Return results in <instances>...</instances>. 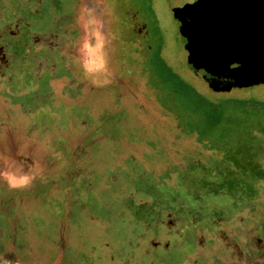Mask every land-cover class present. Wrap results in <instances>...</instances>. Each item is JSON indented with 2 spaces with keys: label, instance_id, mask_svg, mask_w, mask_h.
<instances>
[{
  "label": "rangeland",
  "instance_id": "rangeland-1",
  "mask_svg": "<svg viewBox=\"0 0 264 264\" xmlns=\"http://www.w3.org/2000/svg\"><path fill=\"white\" fill-rule=\"evenodd\" d=\"M175 2L9 0L12 10L0 9L2 22L19 13L13 19L22 32L15 45L5 44L10 78L0 76L1 212L9 214L8 200L23 190L5 175L22 154L42 172L53 165L27 186L44 197L34 215L47 228L81 225L91 238L96 229L84 220V205L103 215L106 229L108 197L138 188L151 200L140 217L173 210L187 223L186 257L174 256L173 264H235L234 250L231 259L220 255L223 234L241 245L243 264H264V84L211 90L212 68L187 64ZM98 39L104 66L90 71L84 43L95 47ZM141 171L152 185L139 179ZM115 172L119 181L106 182ZM65 235L73 257L80 235ZM200 239L203 252L195 248ZM47 264L82 263L65 255Z\"/></svg>",
  "mask_w": 264,
  "mask_h": 264
},
{
  "label": "flooded vegetation",
  "instance_id": "flooded-vegetation-1",
  "mask_svg": "<svg viewBox=\"0 0 264 264\" xmlns=\"http://www.w3.org/2000/svg\"><path fill=\"white\" fill-rule=\"evenodd\" d=\"M7 22L9 24H6ZM7 22H2L0 19L2 28L4 26L8 27L7 33L4 36L7 42L3 41V43L2 28L0 29V76L3 79H6L7 75L10 78V73H7L9 69L7 65L9 63L4 53L6 49L5 44L15 45L17 39L22 36L18 18ZM32 26L34 29L37 27L35 25ZM8 35H11L13 39L9 41ZM185 53L187 59L188 52L185 51ZM187 64L189 67H192V64L188 63V61ZM38 82H40V78ZM129 161L133 167L138 162L137 160L131 161L130 158ZM35 165L36 167L31 159L23 157L22 154L14 155L10 163L9 168L13 166L15 168L18 167V175L20 177L26 176L28 180L26 183L21 184V189L23 188V190L20 195L10 197L11 199L8 200L13 204L12 211L9 214H2L0 212V221L5 219L8 223L11 222L10 224L0 222V264H47L51 260H56L60 256L65 257V255H68L69 261L80 259L82 264H173L174 256L179 255L184 257L185 253L180 249H182L184 241L182 231L187 223L185 221H178L177 218L179 217L176 211L173 210H169L164 217L163 213L159 217L154 216L149 219L140 217L137 213L139 212L138 209L140 208L141 211L145 207L144 205L148 208L151 200L150 197L140 195L138 188L129 191L124 189L120 194L115 195V197H108L105 205L112 215L108 218L109 226L106 229L101 227L103 215H94L92 211L89 212L87 204L84 207L82 206L84 208L82 212L85 216L87 215L84 220L88 223L91 222L90 225L92 224L96 229L91 238H87V233L83 232L81 225L74 226L72 229L71 225L64 223L62 226V223L57 221L54 229H51L52 226L45 227L44 224L38 221V217L34 215V202L42 201L44 197L40 194H36V196L35 194L30 195L27 192V186L30 179L36 177L39 173L47 174V170L51 169L53 165L43 168V172L38 170L37 164ZM144 175L145 173L141 171L138 174L139 179L148 186L152 185L154 180L147 179L143 177ZM118 181L116 172L107 175L106 182L116 183ZM133 197L135 198V202L133 203L136 206L138 205L135 209H133L134 206L131 203H127L129 200H133ZM52 199L54 198L52 197ZM125 201L126 203H124ZM127 211H131L135 217L127 215L129 214ZM160 230H164L166 235L165 233L160 234ZM72 231H76L80 235L78 243L75 244L77 247L71 245L73 257L71 256V252H68L69 246L65 235ZM223 235L226 240L223 246L224 249L221 250L220 255L226 258L228 251L234 250L236 254L234 255L235 264H243L245 261L244 256L240 254L241 245L239 243L233 244L227 238V234ZM160 236H167V238L163 239ZM40 240H43V242L40 243ZM200 241L195 248L203 252L206 249V245L205 242ZM232 245L236 248L232 247ZM178 250L180 253H178ZM227 257L231 259L230 256ZM47 259H49L48 262H46ZM198 261L199 259H194L192 264H198ZM182 263L183 261L176 264Z\"/></svg>",
  "mask_w": 264,
  "mask_h": 264
},
{
  "label": "water",
  "instance_id": "water-1",
  "mask_svg": "<svg viewBox=\"0 0 264 264\" xmlns=\"http://www.w3.org/2000/svg\"><path fill=\"white\" fill-rule=\"evenodd\" d=\"M171 10L188 63L212 68L211 90L264 83V0H176Z\"/></svg>",
  "mask_w": 264,
  "mask_h": 264
},
{
  "label": "clouds",
  "instance_id": "clouds-1",
  "mask_svg": "<svg viewBox=\"0 0 264 264\" xmlns=\"http://www.w3.org/2000/svg\"><path fill=\"white\" fill-rule=\"evenodd\" d=\"M101 45H102V41L99 39L97 40L95 47H90L87 42L84 43V48L88 49L90 56L89 60L85 64V67L90 71L100 70L104 66L102 55L99 53V49L101 48ZM7 179L12 186H17L26 183L28 177L26 176L16 177V176L8 175Z\"/></svg>",
  "mask_w": 264,
  "mask_h": 264
},
{
  "label": "crops",
  "instance_id": "crops-1",
  "mask_svg": "<svg viewBox=\"0 0 264 264\" xmlns=\"http://www.w3.org/2000/svg\"><path fill=\"white\" fill-rule=\"evenodd\" d=\"M10 167V165H8V169H7V172H5V175L6 176H8V175H12V176H16V177H20V175H18V167L17 168H15L14 166L13 167H11V168H9ZM8 180V179H7ZM1 201V200H0ZM0 205H1V203H0ZM0 212H1V209H0ZM2 264H4V263H2Z\"/></svg>",
  "mask_w": 264,
  "mask_h": 264
},
{
  "label": "trees",
  "instance_id": "trees-1",
  "mask_svg": "<svg viewBox=\"0 0 264 264\" xmlns=\"http://www.w3.org/2000/svg\"><path fill=\"white\" fill-rule=\"evenodd\" d=\"M7 3H9V0H0V9H2V10L9 9L11 11L12 9ZM18 15H19V13L15 14L14 17H17ZM14 17H12L11 19H13Z\"/></svg>",
  "mask_w": 264,
  "mask_h": 264
}]
</instances>
